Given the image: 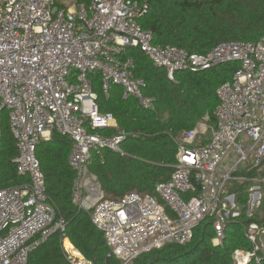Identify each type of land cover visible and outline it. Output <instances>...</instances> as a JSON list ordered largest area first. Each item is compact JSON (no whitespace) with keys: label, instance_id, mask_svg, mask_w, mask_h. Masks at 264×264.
<instances>
[{"label":"built area","instance_id":"built-area-1","mask_svg":"<svg viewBox=\"0 0 264 264\" xmlns=\"http://www.w3.org/2000/svg\"><path fill=\"white\" fill-rule=\"evenodd\" d=\"M147 7L138 0H0V123L4 110L16 139L19 184L0 187V264H30L29 255L54 233L63 242L67 221L47 192L37 155L54 132L68 136V163L75 171L72 201L90 214L109 247V256L128 264L168 244L186 245L206 218L213 219L214 245L244 208L253 217L264 200V35L256 41H222L206 53L155 42L140 19ZM139 48L175 79L179 71L200 72L238 62L232 78L217 88L216 124L208 120L178 137L175 170L153 193L133 191L110 197L91 170L104 149L122 155L130 132L112 113L100 110L94 74L104 92L123 89L147 110L156 98L134 73L128 48ZM112 130L113 133H106ZM209 138L206 135L211 131ZM133 136H138L133 133ZM2 130L0 128V141ZM246 236L254 249H236L233 264H264V226L251 222ZM64 250L71 264H94ZM75 247V246H74Z\"/></svg>","mask_w":264,"mask_h":264},{"label":"trees","instance_id":"trees-1","mask_svg":"<svg viewBox=\"0 0 264 264\" xmlns=\"http://www.w3.org/2000/svg\"><path fill=\"white\" fill-rule=\"evenodd\" d=\"M77 1L89 5L92 0ZM138 1L147 7L140 22L154 34L155 42L189 52L206 53L222 41H256L264 35V0ZM127 53L134 58L135 75L147 83L146 93L156 98L157 109H144L137 99L125 98L118 85L104 92L101 76L97 73L92 76L100 110L112 113L119 126L130 132L123 143L125 155L104 149L103 158L95 156L91 164V170L98 175L110 197H121L133 191L153 193L157 183L170 179L178 162V135L206 119L216 124L217 88L230 80L239 67L238 62H227L200 72L179 71L172 80L165 68L156 66L139 48L129 47ZM0 128V187H7L25 179L19 176L14 162L18 148L7 110L1 115ZM71 147L72 140L59 132L38 145L37 155L50 200L58 214L66 219L67 235L82 255L94 264H123L120 259L109 256L103 232L92 222L90 214L72 201L75 171L68 163ZM247 187V183L242 185L239 196L243 206L241 216L227 224L221 245L213 244V219L206 218L195 228L190 243L168 244L128 264H233L236 249H254L246 236V227L251 222L264 226V214L261 215L264 200L253 217L247 215L244 208ZM62 241L61 234L54 233L30 253L29 263L71 264Z\"/></svg>","mask_w":264,"mask_h":264},{"label":"bare ground","instance_id":"bare-ground-1","mask_svg":"<svg viewBox=\"0 0 264 264\" xmlns=\"http://www.w3.org/2000/svg\"><path fill=\"white\" fill-rule=\"evenodd\" d=\"M65 246L68 248V249H71L72 253L77 256L78 258H83V255L73 246V244L70 242L69 239H66L65 240Z\"/></svg>","mask_w":264,"mask_h":264},{"label":"rangeland","instance_id":"rangeland-1","mask_svg":"<svg viewBox=\"0 0 264 264\" xmlns=\"http://www.w3.org/2000/svg\"><path fill=\"white\" fill-rule=\"evenodd\" d=\"M209 126H210V129L211 128H213L214 127V124H211V123H209ZM211 132H212V130L211 131H209L208 132V134L206 135V138H209V136L211 135ZM263 211V210H262ZM263 212H261V215L263 216ZM264 239V238H263ZM264 242V241H263ZM263 252H264V250H263ZM261 255H264V254H261Z\"/></svg>","mask_w":264,"mask_h":264},{"label":"crops","instance_id":"crops-1","mask_svg":"<svg viewBox=\"0 0 264 264\" xmlns=\"http://www.w3.org/2000/svg\"><path fill=\"white\" fill-rule=\"evenodd\" d=\"M67 239H69L70 240V238H67ZM63 242V241H62ZM65 242V241H64ZM64 242H63V245H64ZM70 242H71V240H70ZM72 243V242H71ZM73 244V243H72ZM74 246V245H73ZM64 247V246H63Z\"/></svg>","mask_w":264,"mask_h":264}]
</instances>
